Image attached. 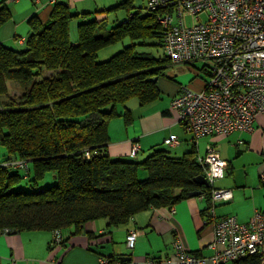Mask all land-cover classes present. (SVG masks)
I'll list each match as a JSON object with an SVG mask.
<instances>
[{"label": "trees", "instance_id": "obj_1", "mask_svg": "<svg viewBox=\"0 0 264 264\" xmlns=\"http://www.w3.org/2000/svg\"><path fill=\"white\" fill-rule=\"evenodd\" d=\"M134 1L82 12L55 1L45 20L37 14L28 17L22 48L0 41V144L6 149L0 157V229L71 227L78 232L83 223L99 218L113 226L150 206L169 207L193 191L204 196L202 211L209 216L213 186L193 179L205 174L195 140L180 156L163 147H153L141 160L113 158L107 152L109 120L117 115L125 124L132 120L127 107L119 114L117 106L132 98L141 105L152 102L161 95L159 79L175 77L165 72L173 62L164 52L154 56L136 50L146 44L162 49L163 27L157 11H142ZM117 10L124 19L116 16ZM109 11L114 17L108 21ZM79 15L85 18L77 22L73 40L69 26ZM10 16L0 1V25ZM125 38L128 43L121 49L97 60L98 51ZM198 69L207 74L203 66ZM6 80L22 89L17 100L9 97ZM17 159L29 163L27 189L18 186L23 178L18 169L4 165ZM140 168L146 171L143 178L138 177ZM47 172L55 182L40 185ZM262 260L253 254L235 263Z\"/></svg>", "mask_w": 264, "mask_h": 264}, {"label": "crops", "instance_id": "obj_2", "mask_svg": "<svg viewBox=\"0 0 264 264\" xmlns=\"http://www.w3.org/2000/svg\"><path fill=\"white\" fill-rule=\"evenodd\" d=\"M0 1L11 12L10 19L0 25V41L6 46L20 48L28 34V17L37 14L41 20H45L55 1L66 3L72 12H82L99 11L121 0ZM115 14L120 20L125 17L122 10H117ZM107 17L109 21L114 13L107 12ZM84 18L79 15L72 19L70 37H74L71 23L77 24ZM18 38H22L23 42L19 43ZM164 78L158 82L160 98L143 105L132 98L125 106H117L119 114L127 107L132 120L125 124L121 115L109 120V156L129 157L134 146L136 160L144 158L153 147H163L170 154L180 156L195 140L197 160L202 163L200 158L204 156L205 150L200 153L199 147L205 146L206 149L208 143H214L220 157L227 162V167L224 176L215 180L212 186L232 191L230 200L215 204L214 217L233 215L238 222H248L255 210L264 213V112L257 114L250 131L234 130L227 135L193 138L169 105L178 89L185 86L182 85L185 82L178 76V80L175 77L173 80ZM186 86L199 89L201 83ZM172 134L178 137V144L170 145L166 141ZM25 173L26 170L23 178ZM142 173L144 171H140L139 175ZM206 205L204 196L200 194L180 199L169 207L150 206L118 225H110L106 218L89 220L83 223L78 232L71 227L62 229L64 241L53 248L52 230L8 228V231H3L7 228L4 227L0 229V264H98L100 256H108L113 264H150L153 259L162 261L170 257L172 241L176 237L191 252L207 257L212 253L209 244L213 239V225L207 211H202ZM129 230L137 231L132 248L125 245V236ZM235 262L230 264H237Z\"/></svg>", "mask_w": 264, "mask_h": 264}, {"label": "built area", "instance_id": "obj_3", "mask_svg": "<svg viewBox=\"0 0 264 264\" xmlns=\"http://www.w3.org/2000/svg\"><path fill=\"white\" fill-rule=\"evenodd\" d=\"M146 7L157 11L163 27L162 50L171 62L202 61L207 72L208 79H203L199 89L185 85L170 102L175 117L192 137L252 130L257 114L264 112V0H146ZM17 40L23 42L22 38ZM166 141L179 143L174 134ZM200 160L209 183L224 176L227 162L220 157L216 144L208 143ZM27 162L17 159L4 165L27 171ZM231 197V189L213 187L208 214L214 217L215 204ZM211 221V255L191 252L176 237L170 257L153 259L150 264H230L253 254L264 258L263 212L255 210L248 222H238L233 215ZM136 236V230L126 233L127 248L134 246ZM62 238L61 231L54 230L52 247ZM98 264L113 261L100 256Z\"/></svg>", "mask_w": 264, "mask_h": 264}, {"label": "rangeland", "instance_id": "obj_4", "mask_svg": "<svg viewBox=\"0 0 264 264\" xmlns=\"http://www.w3.org/2000/svg\"><path fill=\"white\" fill-rule=\"evenodd\" d=\"M134 3L137 6H141L142 11L147 10L146 9V2L145 0H135ZM188 22H190V19H187ZM76 23L72 22L71 23V28L74 30V37H71L72 39L76 38V29L74 27ZM128 43V39L125 38L122 41H118L114 44L108 45L104 48H102L100 51H98L97 54V60H104L106 58H108L111 54L115 53L116 51H118L119 49H121L123 47V45ZM22 48V47H20ZM136 50H145V51H150L154 56H158V55H162L163 51L161 49V47L159 46H154L152 44H146V45H136ZM201 66H203V62L202 61H197L193 66H189L188 64H176V63H171V65L168 66V68L165 70L167 75H174L175 78L177 79V76L181 78V80H183V82H185L182 85H191L193 83H201L203 81V79H208V75L205 74L202 71H199L198 68H200ZM197 71L200 73V76L197 75ZM50 71H45V75L49 74ZM195 75V78L191 81L190 78ZM166 79V78H164ZM178 80V79H177ZM7 82V87H8V93H9V97H11L12 99L17 100L21 94H22V89L20 88V86L12 81V80H6ZM162 97V96H161ZM4 98V96L2 97ZM135 99V98H133ZM205 139V138H202ZM205 150V146H201L199 147V152L202 153ZM6 152V149L4 148V146H2L0 144V155L1 153L4 154ZM139 171H144V173H142V175H138L139 178H143L145 177V173L146 171L143 168H140ZM138 171V172H139ZM20 174H24V170L22 168H20L19 170ZM55 182V179L53 178V173L51 172H47L44 177L40 180L39 184L40 185H50L52 183ZM18 186H21L25 189L28 188V185L25 183V178H22L21 181L18 183Z\"/></svg>", "mask_w": 264, "mask_h": 264}, {"label": "water", "instance_id": "obj_5", "mask_svg": "<svg viewBox=\"0 0 264 264\" xmlns=\"http://www.w3.org/2000/svg\"><path fill=\"white\" fill-rule=\"evenodd\" d=\"M151 79L152 80H155V77H153ZM193 179L197 183L208 185V181L206 180V178L203 175H197ZM190 195L191 196H193V195H200V192L199 191H193V192L190 193Z\"/></svg>", "mask_w": 264, "mask_h": 264}, {"label": "bare ground", "instance_id": "obj_6", "mask_svg": "<svg viewBox=\"0 0 264 264\" xmlns=\"http://www.w3.org/2000/svg\"><path fill=\"white\" fill-rule=\"evenodd\" d=\"M206 180H207V179H206ZM207 181H208V180H207ZM213 182H214V181H213ZM213 182H212V183H213ZM208 183H209V182H208ZM212 183H211V184H212ZM209 216H210V215H209ZM210 218L212 219V218H214V217H211V216H210ZM216 218H217V217H216Z\"/></svg>", "mask_w": 264, "mask_h": 264}]
</instances>
